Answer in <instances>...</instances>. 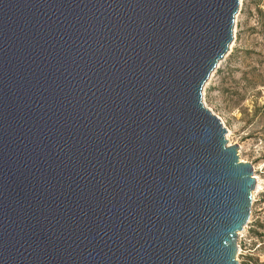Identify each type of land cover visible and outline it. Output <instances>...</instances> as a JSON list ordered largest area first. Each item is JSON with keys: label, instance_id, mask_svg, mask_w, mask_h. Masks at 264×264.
<instances>
[{"label": "water", "instance_id": "obj_1", "mask_svg": "<svg viewBox=\"0 0 264 264\" xmlns=\"http://www.w3.org/2000/svg\"><path fill=\"white\" fill-rule=\"evenodd\" d=\"M239 0H0V264H239L252 166L202 101Z\"/></svg>", "mask_w": 264, "mask_h": 264}, {"label": "rangeland", "instance_id": "obj_2", "mask_svg": "<svg viewBox=\"0 0 264 264\" xmlns=\"http://www.w3.org/2000/svg\"><path fill=\"white\" fill-rule=\"evenodd\" d=\"M205 106L252 166L256 188L248 222L238 233L239 264H264V0H239L233 39L202 90Z\"/></svg>", "mask_w": 264, "mask_h": 264}, {"label": "bare ground", "instance_id": "obj_3", "mask_svg": "<svg viewBox=\"0 0 264 264\" xmlns=\"http://www.w3.org/2000/svg\"><path fill=\"white\" fill-rule=\"evenodd\" d=\"M227 136V138H228V135H226ZM256 188V187H255Z\"/></svg>", "mask_w": 264, "mask_h": 264}]
</instances>
